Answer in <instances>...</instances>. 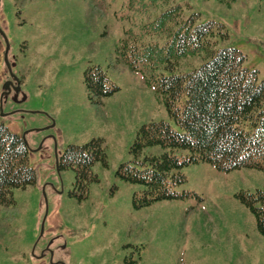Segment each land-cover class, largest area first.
Returning <instances> with one entry per match:
<instances>
[{
  "label": "rangeland",
  "instance_id": "1",
  "mask_svg": "<svg viewBox=\"0 0 264 264\" xmlns=\"http://www.w3.org/2000/svg\"><path fill=\"white\" fill-rule=\"evenodd\" d=\"M146 1L0 0V124L25 137L36 170L35 183L13 189L14 207H0V264H264V235L239 197L264 188L263 170L191 163L182 168L185 182L175 187L182 197L139 209L132 198L144 185L116 174L132 159L143 124L166 120L182 131L142 72L109 66L126 31L139 33L167 6L144 11ZM174 3L184 6L185 17L198 13L197 23H221L227 38L215 48L240 50L244 65L264 80V0ZM145 41L162 45L165 36L149 34ZM204 61L183 57L175 72ZM93 65L119 87L100 103L85 83ZM99 137L107 165L94 164L96 179L79 198L75 171L60 170L58 161L69 144Z\"/></svg>",
  "mask_w": 264,
  "mask_h": 264
},
{
  "label": "trees",
  "instance_id": "2",
  "mask_svg": "<svg viewBox=\"0 0 264 264\" xmlns=\"http://www.w3.org/2000/svg\"><path fill=\"white\" fill-rule=\"evenodd\" d=\"M173 1L144 2V11L167 6L143 23L139 33L126 31L128 37L121 40L117 57L109 65L116 71L127 66L142 72L170 118L182 128L176 130L166 120L150 121L139 128L130 147L132 159L116 171L122 180L144 185L133 195L136 209L182 197L175 187L185 182L182 168L191 163L209 162L224 171L242 167L264 171V80L259 82L258 70L244 65L246 57L240 50L215 48L221 38H227L221 23H197L198 13L185 17L184 6L171 4ZM155 33L165 36L164 44L145 41ZM196 55L205 59L198 68L175 72L181 58ZM85 83L97 103L119 89L101 65L85 71ZM156 145L164 151H147ZM178 150L187 153L181 155ZM99 161L107 165L100 137L81 145L69 144L62 154L59 169L75 171L73 193L79 198L87 195L89 184L96 179L92 167ZM35 181L27 141L0 124V207H14L13 189L27 188ZM239 197L254 213L264 235V188L242 191Z\"/></svg>",
  "mask_w": 264,
  "mask_h": 264
},
{
  "label": "water",
  "instance_id": "3",
  "mask_svg": "<svg viewBox=\"0 0 264 264\" xmlns=\"http://www.w3.org/2000/svg\"><path fill=\"white\" fill-rule=\"evenodd\" d=\"M6 41H7V49H6V52H5V60H6V62H7L8 67L10 68V63H9V61H8L9 41H8L7 38H6ZM19 87H20V86L18 85L17 88H19Z\"/></svg>",
  "mask_w": 264,
  "mask_h": 264
}]
</instances>
